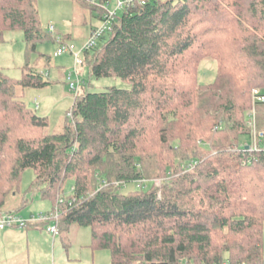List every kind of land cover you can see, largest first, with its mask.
Here are the masks:
<instances>
[{"label":"trees","instance_id":"1","mask_svg":"<svg viewBox=\"0 0 264 264\" xmlns=\"http://www.w3.org/2000/svg\"><path fill=\"white\" fill-rule=\"evenodd\" d=\"M9 31L49 61L37 45L56 38L36 0H0V43ZM206 58L217 70L202 85ZM37 61L20 80L0 70V215L17 214L7 205L29 170L26 190L51 204L58 232L88 228L110 264H264V102L252 101L264 92V0H156L122 12L82 65L127 88L76 97L61 133L14 92L51 84ZM253 108L262 136L249 150ZM129 183L140 187L123 193Z\"/></svg>","mask_w":264,"mask_h":264},{"label":"rangeland","instance_id":"2","mask_svg":"<svg viewBox=\"0 0 264 264\" xmlns=\"http://www.w3.org/2000/svg\"><path fill=\"white\" fill-rule=\"evenodd\" d=\"M89 2V0H36L41 29L46 33H51L49 31L51 26L53 28L51 35L57 34L60 37L69 35L68 41L74 45V52H79L82 41L89 37L90 27H96L100 24V20L96 18L100 12V4L104 2L105 8L110 12H113L117 7V0H100L101 3L97 0V3L94 2L93 6H89ZM121 13V11H118V15ZM99 45L100 41L97 42V46ZM57 47V43L52 41L39 43L37 52L48 56L49 61L44 59L37 61L39 54L28 53L23 34L20 31L6 32L3 42L0 43V70L9 78L20 80L23 67L26 64L31 65L37 61L38 69L48 73L51 76H49L50 79H54L55 75L57 77L58 67L66 69V72H72L71 56L68 53L55 56ZM79 56L82 58V53ZM216 70L217 64L214 59H204L198 66L199 83L202 85L212 83L215 79ZM78 71L79 81H84L91 85L87 89L89 92L104 91L108 86L127 88V84L118 79L96 80L91 78L86 65L79 66ZM67 77L68 73H66L64 80H56L55 86L60 90V94L72 97L75 92L69 91V93L64 89L67 86ZM72 79H75V77L72 76ZM14 92L21 95L20 88H16ZM27 94L29 95L30 93L25 94V103L38 114L39 112L34 107L36 103L28 100ZM252 110L256 114L255 109L253 108ZM249 111L246 113L247 116L250 113ZM64 117L62 113L52 114L49 118L48 133H61ZM13 123L12 129L15 130L18 123L16 120ZM258 135L256 134V137ZM32 179V171H26L22 175V192L14 199L12 206L10 202L7 205L9 208L17 209V215L26 222H29L32 216L37 217L39 213L44 214L42 211L48 207V202L41 198L40 193L36 189L26 190ZM153 183L155 186L160 187L161 180L156 179ZM72 186V181H66L63 187L65 196L71 194ZM139 187L140 183L125 184L122 192L127 193ZM24 198L28 199V203L25 206L22 204ZM31 224L27 223L26 227L20 231V234L26 236L29 242H26V239L22 242L15 240L10 246L7 247L6 245L5 250H0V264H110V257L107 251L92 250L89 247L90 231L88 228L73 224L66 231L58 232L53 236L47 231V228L53 226V222L48 221L33 228H30Z\"/></svg>","mask_w":264,"mask_h":264},{"label":"built area","instance_id":"3","mask_svg":"<svg viewBox=\"0 0 264 264\" xmlns=\"http://www.w3.org/2000/svg\"><path fill=\"white\" fill-rule=\"evenodd\" d=\"M89 4L93 6V3H97V0H89ZM100 2V0H98ZM156 0H117V7L113 12L108 11V9L105 8V5L103 3L100 4V10H102V16L100 19V24L92 29L89 37L81 43L79 52L75 53L74 45L71 42H64L62 41V38L60 36H57V34H54V37L56 38V43L58 45L55 56H60L63 53H68L73 58V70L72 72L68 73L67 77V87L70 92H75L74 96L78 94L80 86H84V82L79 81V71L78 67L82 66V58L79 56L80 53L83 54V52L90 50L91 48H94L97 46V42L100 41V39L105 36L108 32L111 31L113 23L116 21L118 16V11L121 12H128L131 11L137 7L145 6L146 4L150 2H154ZM108 2V1H107ZM105 2V3H107ZM105 8V9H104ZM52 27L50 26L49 31L52 33ZM72 76L75 77V79H72ZM76 98V97H75ZM252 99L253 102H264V92H261L259 90H253L252 92ZM67 116H71V112L67 113ZM248 125L252 131V144H242L245 148L251 150L256 148L258 137H261L262 134H259L258 137H256L255 131H256V122H255V114L252 111H250L248 115ZM52 221L53 226L47 228V231L52 234L53 236L58 233L57 229V215L52 214H39L37 217L32 216L29 222L24 221L19 215L17 214H3L0 215V230L5 229H22L26 227L27 223H43ZM220 264H229L228 262H222Z\"/></svg>","mask_w":264,"mask_h":264},{"label":"crops","instance_id":"4","mask_svg":"<svg viewBox=\"0 0 264 264\" xmlns=\"http://www.w3.org/2000/svg\"><path fill=\"white\" fill-rule=\"evenodd\" d=\"M89 6H91V5H89ZM96 18H98V16ZM98 20H99V18H98ZM93 28H95V27H90L89 32H88V36L90 35ZM65 36L69 38V35H65ZM85 40L86 39H84V41ZM84 41H82V42H84ZM71 60H72L71 65L73 66L72 56H71ZM58 68L59 69L57 70V77L55 75L54 79H50L49 78L50 75H48V73L43 71L44 75H45V79L51 83L49 86H47L43 89H27L25 91L20 92L24 101L26 98V97H24L25 94L30 93L29 95L27 94L28 100H30L32 103L35 102L36 105L34 104V107L39 112L38 115L41 117H46V118H48V120L52 114L62 113V114H64V116H66V113L72 108V106L74 104L75 97H79V96L83 95L85 92H87V89L91 86L88 83H85L84 81H82V82H84V86L83 85L80 86L79 92L77 95L72 96V97L71 96L68 97V96H65L63 94H60V90L57 89V86H55V81L59 80V79L61 81L64 80L66 77V73H69L70 71L66 72V69H63L60 67H58ZM60 75H61V77H60ZM89 76H90V72H89ZM64 89H65V91L69 92L67 86H65ZM51 208H52L51 204L48 202V207L42 212L47 213L51 210ZM30 228H33V227H30ZM20 231H22V230L21 229L0 230V250H5L6 245H7V247L10 246L13 243V241H15V240H17L18 242H22L24 239H26V242L27 241L29 242V240L27 239L26 236H23V234H20Z\"/></svg>","mask_w":264,"mask_h":264}]
</instances>
